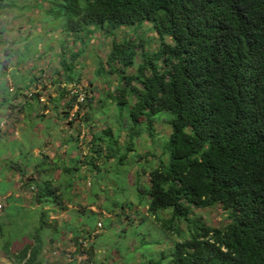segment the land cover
Masks as SVG:
<instances>
[{"label":"trees","instance_id":"obj_1","mask_svg":"<svg viewBox=\"0 0 264 264\" xmlns=\"http://www.w3.org/2000/svg\"><path fill=\"white\" fill-rule=\"evenodd\" d=\"M50 3L52 7L45 16L61 19L64 34L80 40L81 46H86L84 40L88 45L96 30L111 38L104 64L109 67L107 74H116L121 84L116 94H102L119 109L132 102L129 118L133 128L142 116L152 138L155 117L161 113L170 115L165 117L170 130L163 148L167 161L163 165L158 161L157 167L148 173L143 171L147 174L148 189L137 188V197L148 199L147 212L161 230L180 239L167 258L162 255L159 260L165 258V264H264V0H50ZM12 6L5 3L0 8H15ZM144 24H149L156 34L155 49L147 47L153 39H145L137 32ZM125 30L135 37L126 35ZM64 44L65 41L60 42L61 47ZM76 57L73 55L71 61ZM2 62L0 77L5 75ZM72 62L61 56L62 72L57 75L64 76V85L75 87L80 73ZM131 68L134 73L126 74ZM102 72L103 65L99 63L96 75ZM20 76L22 81L12 78L10 87L1 83L0 112L3 109L10 116L24 113L26 119L47 118L42 115L47 108L65 121L73 107H77L71 118L77 121L81 116L80 121L88 120L91 110L88 92L79 88L72 92L65 86L59 88L56 97L47 98V107L40 106L38 93H28L37 77L29 72L26 83L19 87L24 79ZM134 80L141 89L132 85ZM58 82L53 84L57 86ZM99 102L106 110L108 105ZM72 119L68 124L71 128L74 125L76 135L67 136L68 139L62 140L64 144L83 140L79 139L82 126ZM118 140L119 134L113 135L110 128L91 135L87 143L89 155L75 170L65 166L71 159L67 153L60 165L49 161L42 152V162L33 156L27 159L36 162L34 167L24 161L20 166L11 162L10 169L20 175L23 188L31 195L30 201L41 213L32 244L13 252L5 240L2 250L9 264H39L43 250L40 233L52 227L47 223L48 212H55L54 207L71 201L62 192L72 190L74 184L68 181L60 189L49 179L51 174L56 171L72 174L80 168L84 173L87 165L99 171L96 164L99 158H104L105 164L108 159L122 163L133 146L126 143L125 153L119 155L123 147ZM12 153V148L8 149L7 158ZM136 157L141 158L138 154ZM27 169L31 178L26 177ZM83 180L79 178V182ZM215 205L227 213L228 222L222 228L208 227L190 218L193 208ZM46 206L48 210L43 209ZM168 209L169 217L161 218L159 212ZM178 221L185 222L186 237L180 232ZM89 235L90 230L86 229L71 235L76 253L81 247L78 238L86 241ZM81 250L89 264H101L93 261L91 244Z\"/></svg>","mask_w":264,"mask_h":264},{"label":"rangeland","instance_id":"obj_2","mask_svg":"<svg viewBox=\"0 0 264 264\" xmlns=\"http://www.w3.org/2000/svg\"><path fill=\"white\" fill-rule=\"evenodd\" d=\"M5 3L15 8H0V27H5L2 28L4 32H0V39H5V50L0 45V61H3L5 67V75L0 77V85L4 82L5 86L10 87L12 78L18 82L22 75L23 84H19V87H22L31 72L38 81L31 85L28 93H38L40 106L47 107L49 105L47 98L56 97L59 88L66 86L72 92H77L78 88L88 92L91 110L88 120L81 118V121L79 120L81 116L77 121L71 118L77 107H73L69 114L70 118L65 121L59 120L56 114L49 112L47 108L42 110V115L47 118L32 116L26 119L24 113H14L10 116L3 109L0 112V264L10 263L2 250L6 241L13 252L32 244L34 241L32 236L41 213V210L30 201L31 195L23 188L20 175L10 169L11 162L20 166L24 161L26 165L34 167L36 162L27 159L33 156L42 162L44 154L49 161H55L60 165L61 160L70 156L71 159L65 166L75 170L85 155H89L87 143L91 135H97L106 128H110L113 135L119 134V146L123 147L119 155L125 153L126 143H131L133 147L130 152H126L122 163L118 164L115 159L112 161L108 159L106 164L103 163L106 162L104 158L96 160L99 171L92 165H87L84 173L80 168L72 174L60 171L51 174L49 179L60 186V189H63L68 181L74 185L72 190L62 192V196L70 197L71 201L63 202L62 207H54L55 212L50 211L47 214V223L52 227L45 228L40 233L43 250L38 259L39 264H89L86 261L87 255L81 250L87 249L89 244L93 247L92 259L96 263L165 264V258L173 249V244L180 239L161 230L155 218L147 212L148 199L137 197V188L143 191L148 189L147 174L144 175L143 171L148 173V170L157 167L158 161L162 165L167 161L163 148L170 130L165 117L170 115L161 113L155 117L154 136L150 138L142 116L138 118L133 128L129 118L132 102L119 109L102 94L103 92L116 94V89L121 84L116 74H107L109 67L104 62L111 38L105 37L103 31L96 30L88 45L84 40L82 42L86 46H81L80 40H73L71 34H64L61 19H55L51 15L45 16L52 7L50 0H0V7ZM6 28L9 30L6 31ZM124 32L132 38L135 37L129 30ZM137 32L145 39H153L147 46L149 49L157 47L156 34L149 24L142 25ZM61 41H65L62 47ZM3 52L6 55L11 54L10 57L1 60ZM73 55L77 57L72 62ZM61 56L72 62L73 68L80 73L79 82L75 83V87L64 85V76L57 75L62 72L59 65ZM138 62L136 59L135 63ZM99 63L103 65V72L97 76L96 69ZM15 70L18 73H13ZM133 73L134 68L126 70V74ZM55 81H59L57 86L53 84ZM132 85L141 89L137 80H134ZM80 98L79 94L78 99ZM65 101L66 98L62 102ZM99 101L108 105L106 110L99 106L101 103ZM62 102L60 106L63 105ZM70 119L82 126L79 139L83 140L64 144L62 140L68 139L67 136L76 135L74 125L73 128L69 127ZM130 127L132 128L129 132L127 130ZM84 133L87 135H82ZM10 148L13 153L7 158L6 151ZM66 153L68 156H65ZM137 154L141 156L140 159H136ZM76 159L79 160L76 162ZM29 172L27 169V178H31ZM79 178L84 180L79 182ZM43 209L48 210L49 206ZM159 215L161 218H168L169 209L159 212ZM190 218L212 228H222L228 222L227 213L219 205L203 209L193 208ZM177 226L186 237L185 222L178 221ZM85 229L90 230V235L86 241L78 238L81 247L76 253L71 235ZM52 239L53 243L50 241ZM162 255L165 258L159 260Z\"/></svg>","mask_w":264,"mask_h":264},{"label":"crops","instance_id":"obj_3","mask_svg":"<svg viewBox=\"0 0 264 264\" xmlns=\"http://www.w3.org/2000/svg\"><path fill=\"white\" fill-rule=\"evenodd\" d=\"M2 28H5L3 26L0 27V32H4V30H2ZM7 29V28H6ZM9 29H7L6 31H8ZM6 33V32H5ZM4 44H5V39H0V45H1V48L4 49ZM10 57V55H6V54H3L2 57H1V60H5L4 58H8ZM0 172H1V168H0ZM6 180V179H5ZM1 182V180H0ZM4 198L6 197V194H4L3 196Z\"/></svg>","mask_w":264,"mask_h":264}]
</instances>
